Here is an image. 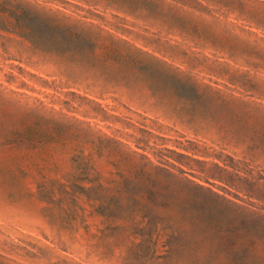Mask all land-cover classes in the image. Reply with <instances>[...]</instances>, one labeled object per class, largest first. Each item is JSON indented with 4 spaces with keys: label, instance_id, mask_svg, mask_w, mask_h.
Masks as SVG:
<instances>
[{
    "label": "rangeland",
    "instance_id": "1",
    "mask_svg": "<svg viewBox=\"0 0 264 264\" xmlns=\"http://www.w3.org/2000/svg\"><path fill=\"white\" fill-rule=\"evenodd\" d=\"M264 0H0V264H264Z\"/></svg>",
    "mask_w": 264,
    "mask_h": 264
},
{
    "label": "snow or ice",
    "instance_id": "2",
    "mask_svg": "<svg viewBox=\"0 0 264 264\" xmlns=\"http://www.w3.org/2000/svg\"><path fill=\"white\" fill-rule=\"evenodd\" d=\"M127 2L134 4L136 2V0H127ZM252 146L253 147H264V140H262L259 144L254 143Z\"/></svg>",
    "mask_w": 264,
    "mask_h": 264
}]
</instances>
